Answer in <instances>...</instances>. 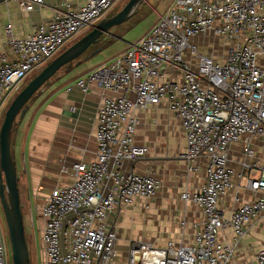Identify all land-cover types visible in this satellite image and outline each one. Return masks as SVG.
Listing matches in <instances>:
<instances>
[{
    "label": "built area",
    "instance_id": "built-area-1",
    "mask_svg": "<svg viewBox=\"0 0 264 264\" xmlns=\"http://www.w3.org/2000/svg\"><path fill=\"white\" fill-rule=\"evenodd\" d=\"M21 1L27 11L43 4ZM120 1L87 0L84 6L65 1L52 20L23 38L7 25L8 48L0 53V116L33 73ZM207 35L224 43L222 53L205 55L192 43ZM92 83L114 95L103 97L97 114L96 159L64 168L71 184L51 191L41 209L44 264H118L124 209L137 199L148 208L162 188L151 171L127 174L123 168L149 153L135 142L138 113L162 104L186 133L187 147L178 159L188 164L189 173L205 164L204 184L181 197L202 217L194 223L190 245L156 247L131 240L125 264H236L239 246L264 220V197L239 205L228 216L221 208L238 176L252 193L264 192V167L255 149L256 141L264 142V0H174L146 35L75 85L87 91ZM236 146L242 152L240 174L233 166ZM227 230L232 239L222 243ZM0 264H12L1 204ZM251 264H264V246Z\"/></svg>",
    "mask_w": 264,
    "mask_h": 264
},
{
    "label": "crops",
    "instance_id": "crops-1",
    "mask_svg": "<svg viewBox=\"0 0 264 264\" xmlns=\"http://www.w3.org/2000/svg\"><path fill=\"white\" fill-rule=\"evenodd\" d=\"M65 1L75 6H84L87 2L43 0L42 5H37L33 11H27L21 0H0V53L8 48L7 25H12L15 37H26L32 34L37 26L49 22L57 12L62 11ZM126 49L94 66L85 63V59L75 62L72 68L54 78L33 103L37 108L34 118L31 121L24 119L25 121L19 124L13 152L17 165L15 150L18 137L22 133L21 137L25 139L24 162L21 169L17 166L18 178L20 181L23 175L32 183L33 194H28L30 201L32 197L42 201L39 205L31 202L38 215L40 240L44 225L40 212L47 196L58 187L71 184L72 175L63 172L64 168H70L78 162L90 163L96 159L97 114L103 97L114 95L103 91L95 83L89 84L87 91H83L75 83ZM138 118L135 142L137 145L148 147L149 153L142 161L126 163L124 172L128 174L133 171L145 175L151 171L161 181L162 188L149 202L148 208H145L144 201L137 199L133 206L124 209L118 229V264H125L131 240H143L156 247H165L169 242L175 245H190L195 233L194 223L202 217L196 205L181 199L186 191L194 193L200 189L206 178L204 162L199 163L198 172L189 173L188 164L178 159V155L187 147L186 133L181 122L170 114L165 104L139 112ZM255 149L264 167V142L256 141ZM234 154L233 166L237 174H240V146L234 147ZM235 182V191L230 192L221 203L226 216L239 205L264 197V192L252 193L247 189L246 182L240 180L239 176ZM232 236V230H227L220 241L229 242ZM249 241L252 242L249 244ZM263 246L264 220H261L251 228L249 235L239 246L236 264L254 263L256 253Z\"/></svg>",
    "mask_w": 264,
    "mask_h": 264
},
{
    "label": "water",
    "instance_id": "water-1",
    "mask_svg": "<svg viewBox=\"0 0 264 264\" xmlns=\"http://www.w3.org/2000/svg\"><path fill=\"white\" fill-rule=\"evenodd\" d=\"M148 0H130L124 8L110 18H105L90 29V32L56 57L23 89L6 112L0 129V204L8 229L12 250V264H31L30 249L22 212L19 178L12 147L13 126L17 118L20 124L30 105L44 93L45 87L67 65L84 56L91 47L113 37L112 29L129 21ZM104 50L93 51L85 59H92ZM80 63H78L79 65Z\"/></svg>",
    "mask_w": 264,
    "mask_h": 264
},
{
    "label": "rangeland",
    "instance_id": "rangeland-1",
    "mask_svg": "<svg viewBox=\"0 0 264 264\" xmlns=\"http://www.w3.org/2000/svg\"><path fill=\"white\" fill-rule=\"evenodd\" d=\"M130 0H121L118 5L107 15L110 16L112 13L117 14L120 12L124 6L129 2ZM174 0H148L146 5L144 6L142 12L133 17L131 21L126 22L125 30L122 32V35L120 38L113 43H111L109 46H107L100 54L96 55L92 59L88 60L85 63H88L90 66H94L96 64L101 63L104 60L109 59L110 57L114 56L118 52L124 50L127 48L130 44H133L137 42L140 38H142L144 35H146L152 26L157 22L158 18L162 15H164L169 7L172 5ZM106 17V18H107ZM113 33V29L111 30ZM90 32L89 29H85L82 31V37L87 35ZM111 33V32H110ZM111 33V34H112ZM82 37L78 38L74 42H72L70 45H68L60 54H62L65 50H67L70 46H72L74 43H76L78 40H80ZM193 44L199 45L200 53L202 54H208L211 51H214L216 54L222 53L224 50V43L220 41L219 39L215 38L212 35H207L206 37H200L192 40ZM59 54V55H60ZM218 54V55H219ZM58 55V56H59ZM57 56V57H58ZM87 58V55L85 56V59ZM65 71V70H64ZM41 72L37 71L33 73L25 82L23 89ZM22 89V91H23ZM21 91V92H22ZM20 92V93H21ZM18 93L12 100H10L5 108L3 113L0 116V129L4 122L5 115L9 107L11 106L12 102L15 100V98L20 94ZM33 103L30 105V109L28 110L25 120L28 118L29 121H31L36 113L37 108L34 107ZM33 108V110H31ZM30 111H32L30 113ZM29 116V117H28ZM23 119V120H24ZM24 120V121H25ZM19 118L15 121V130L12 135V140L14 144L15 136L19 127ZM22 136V133L20 137H18L17 147H16V158H17V166L19 169L22 168V163L24 162V155H23V146H24V140ZM24 137H26L24 135ZM21 179L19 181V190L21 195V204H22V212L24 216V222H25V229L27 234V240L29 242L30 247V257H31V264H44L45 259H43V253H42V242L39 238V229L38 228V215L36 213V210L34 207H32V204L39 205L41 202L37 198V200L29 199L30 193H32V183L28 181L23 175H21ZM33 194V193H32ZM30 204V207H29ZM41 218V217H40ZM41 231V230H40ZM34 242V245H33ZM252 241H249V244ZM34 246V247H33Z\"/></svg>",
    "mask_w": 264,
    "mask_h": 264
},
{
    "label": "trees",
    "instance_id": "trees-1",
    "mask_svg": "<svg viewBox=\"0 0 264 264\" xmlns=\"http://www.w3.org/2000/svg\"><path fill=\"white\" fill-rule=\"evenodd\" d=\"M146 4H144V5H142L139 9H138V11L136 12V14L133 16V17H135V16H137V15H139L141 12H142V10H143V8H144V6H145ZM115 15V13L113 14H111L110 16H108V18H110V17H112V16H114ZM133 17L129 20V21H131L132 19H133ZM128 22V21H127ZM126 23H124L123 25H121V26H119V27H116V28H114L113 29V33H112V31H111V33H112V35H113V37L112 38H110L109 40H106V41H104V38L106 37V36H103L102 38H101V40H100V43L97 45V46H93V47H91L90 48V50L84 55V56H82L81 58H79L77 61H82V60H84L85 59V56L87 55H90L93 51H95V50H97V49H99L100 47H103L104 49L107 47V46H109L111 43H113L114 41H116V40H118L119 38H120V36L122 35V32L125 30V27H126V25H125ZM77 61H75V62H77ZM75 62H73V63H71V64H69V65H67L66 67H64L54 78H56L60 73H62L64 70H67V69H69V68H72V66H73V64L75 63ZM53 78V79H54ZM52 79V80H53ZM52 80H51V82H52ZM16 124V123H15ZM15 124H14V126H13V132H12V135H13V133H14V130H15ZM12 147H13V140H12ZM28 245H29V242H28ZM29 249H30V247H29Z\"/></svg>",
    "mask_w": 264,
    "mask_h": 264
},
{
    "label": "bare ground",
    "instance_id": "bare-ground-1",
    "mask_svg": "<svg viewBox=\"0 0 264 264\" xmlns=\"http://www.w3.org/2000/svg\"><path fill=\"white\" fill-rule=\"evenodd\" d=\"M44 69V68H43Z\"/></svg>",
    "mask_w": 264,
    "mask_h": 264
}]
</instances>
